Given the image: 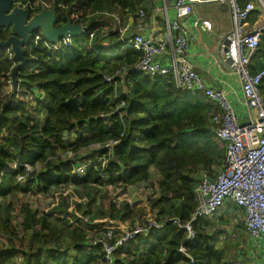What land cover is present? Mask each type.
<instances>
[{
  "label": "trees",
  "instance_id": "16d2710c",
  "mask_svg": "<svg viewBox=\"0 0 264 264\" xmlns=\"http://www.w3.org/2000/svg\"><path fill=\"white\" fill-rule=\"evenodd\" d=\"M237 1L243 7L252 0ZM156 6L157 0H54L58 27L78 16L88 33L60 52L42 41L36 45L34 34L12 101L7 87L17 63L10 49H0V264H108L94 241L113 231L114 242L148 213L135 202L118 203L104 190L144 185L152 189L147 204L153 219L169 224L126 244L113 264L189 262L179 253L186 232L170 221H190L201 175L223 167L226 145L213 123L222 111L204 93L178 89L172 75L130 73L125 92L114 76L138 63L140 54L121 50V42L114 45L118 38L101 22L113 25L104 13L127 20L140 10L151 20ZM259 16L254 13L250 24ZM11 36V28H0V43ZM250 69L254 75L264 69V32ZM111 141L118 144L109 153L102 147ZM98 158H105V166ZM78 162L90 165L83 178L73 174ZM152 168L159 173L156 182ZM31 194L52 202L39 209ZM223 210L200 221L196 238L184 245L195 264H237L222 240L231 227L229 210Z\"/></svg>",
  "mask_w": 264,
  "mask_h": 264
},
{
  "label": "built area",
  "instance_id": "2783aa9c",
  "mask_svg": "<svg viewBox=\"0 0 264 264\" xmlns=\"http://www.w3.org/2000/svg\"><path fill=\"white\" fill-rule=\"evenodd\" d=\"M12 2L14 7L29 10L31 17L43 9L51 10L54 5V0H40L35 4H22L17 0ZM159 2L162 3V22L154 18L148 23L144 10H140L136 16L129 14L127 20H122L116 14H105L114 18L111 34L116 35L117 42L123 44L121 50L130 49L141 57L133 67L121 69L114 77L123 80V77H128L130 73L151 77L172 75L178 89L204 93L222 111L221 115L213 117V123L217 127V137L226 145L223 167L214 175L202 174L200 177L194 197L196 207L190 221L184 223L179 218L170 221L172 226L184 230L187 235L179 253L188 259L187 264H195L196 260L186 251L184 245L196 238V225L200 221L214 217L229 204L244 211L246 231L253 238L257 251L261 253L263 250V260L260 264H264V96L261 93L264 69L256 75L252 74L250 69L264 32V0L249 1L243 7L237 0H157V3ZM206 3H218L230 8L233 27L231 32L221 35V49L218 55L241 81V92L248 109L246 122L241 121L230 100L229 90L211 87L198 74L192 60V45L199 35L196 29L197 18L190 23L186 21L195 15L197 5ZM172 11L173 20L169 16ZM256 11L260 12V16L252 25L249 20ZM79 20L76 16L73 23L86 27L78 24ZM204 22L208 30L212 31V24ZM87 33L86 27L84 34ZM90 37L94 38V33H91ZM74 38L70 35L54 44L38 33L34 42L37 45L42 41L47 49L60 52L70 48ZM114 77L105 78L107 82L118 86L119 80ZM117 144L118 141H111L102 148L111 153ZM104 159L100 162L105 166ZM89 166V163L73 164V174L83 178ZM25 167L29 174L34 171L29 165ZM25 179L21 177L19 181L23 182ZM167 224L169 223L151 220L127 227L122 236L112 243L109 241L114 239V232L108 231L107 238H98L93 244L102 245L107 263L113 264L115 254L126 244L153 230H161Z\"/></svg>",
  "mask_w": 264,
  "mask_h": 264
},
{
  "label": "rangeland",
  "instance_id": "374dc122",
  "mask_svg": "<svg viewBox=\"0 0 264 264\" xmlns=\"http://www.w3.org/2000/svg\"><path fill=\"white\" fill-rule=\"evenodd\" d=\"M159 5V6H158ZM158 6V7H157ZM157 8L153 11L151 20H148V23L151 22L154 18L157 19V21L162 22V14L163 12L161 10L162 3H157ZM170 19H174V13L173 11L169 13ZM199 18L200 19H207L208 21L212 22L214 26L215 31V37L214 41L216 46L221 41V35H225V33H229L232 30L233 27V21L232 16L230 12V8L227 5L222 4H213V3H206L196 6V13L192 17H190L186 22L191 21L192 18ZM104 25L110 26V22L108 20L101 21ZM163 26V25H162ZM41 33V32H40ZM210 50H214V47L209 48ZM127 91V86H125V89ZM7 92H12V85L11 83L7 87ZM232 100L234 102L235 109L240 116L241 121L248 119V112L245 107L242 106L240 102H238L234 97H232ZM242 113H245L242 115ZM74 137V135H69L68 137ZM92 151L95 152V148L93 147ZM89 152H86V154L82 155V157L87 156ZM68 157V156H67ZM82 162V161H80ZM78 162V163H80ZM83 164V163H80ZM151 177L154 182L158 181L159 179V173L155 168L151 169ZM105 192H110V194L116 199L118 203H122L123 201H128L129 203L136 205L138 208H142L145 211H147V219L145 221H141L138 224L146 223L153 219V215L150 212V208L147 204V199L152 195V189L150 186H142L140 188H131L129 187H121L118 189H114L113 187L106 188L104 190ZM31 203L34 202L35 205H37L39 209H43L49 205V203L52 202L49 197H44L41 195H30ZM227 210H229L230 213V228H228L226 231L228 232L229 236L226 234L223 236L222 240L227 243L225 246L228 247V251L230 252V257L235 260L237 264H260L263 260V250L260 252L257 251L255 247V243L253 238L248 234L246 231L245 224L242 227H245V229L238 228V225L241 226V221L245 222V218L240 214L238 218L233 216L234 213H236V207L234 205H229L227 207ZM152 218V219H151ZM137 225V224H136ZM134 225V226H136ZM134 226H128V227H134Z\"/></svg>",
  "mask_w": 264,
  "mask_h": 264
},
{
  "label": "water",
  "instance_id": "95a60500",
  "mask_svg": "<svg viewBox=\"0 0 264 264\" xmlns=\"http://www.w3.org/2000/svg\"><path fill=\"white\" fill-rule=\"evenodd\" d=\"M0 28H11L13 31V36L0 43V49H10L12 51L14 60L17 63L11 73L12 93L10 101L18 96L19 71L29 63L27 48L31 45L34 34L41 32L48 42L55 44L70 35L73 37L83 36L86 30V27L82 25H75L71 19H68L66 25L58 27L56 9H43L40 13L31 17L29 10L14 7L12 0H0ZM196 29L200 34V41L207 48L215 45V33L209 31L204 20L199 17ZM220 49L221 46L218 47L219 51Z\"/></svg>",
  "mask_w": 264,
  "mask_h": 264
},
{
  "label": "crops",
  "instance_id": "0c3cea01",
  "mask_svg": "<svg viewBox=\"0 0 264 264\" xmlns=\"http://www.w3.org/2000/svg\"><path fill=\"white\" fill-rule=\"evenodd\" d=\"M194 19L195 18H192L191 21H193ZM204 20L208 21L207 19ZM212 27V31L215 33L213 24ZM199 35L192 45L193 47L191 51V57L196 66V71L207 81V83L211 87L219 89L223 88L226 91L229 90L230 100L232 101L233 105L234 102L232 100V97H234V99L240 102L242 106L247 109L246 101L241 92V81L239 77L233 72V70H231L227 65L223 63V61L220 59V56L218 55V47L220 46V43L217 46L216 44L213 46L214 50H210L200 41ZM243 114L245 113H242V115ZM246 121V119L243 120V122ZM228 206L229 204L227 205V207ZM226 208L223 211L227 210ZM230 213L231 212L229 211V217ZM241 213L244 216V211L237 208L236 213H234L233 216L238 218ZM244 224L245 222H242V225Z\"/></svg>",
  "mask_w": 264,
  "mask_h": 264
},
{
  "label": "clouds",
  "instance_id": "9594fccd",
  "mask_svg": "<svg viewBox=\"0 0 264 264\" xmlns=\"http://www.w3.org/2000/svg\"><path fill=\"white\" fill-rule=\"evenodd\" d=\"M252 1H255V0H252ZM239 4V3H238ZM257 12V11H256ZM255 12V13H256ZM104 14H106V13H104ZM108 14V13H107ZM108 17H110V16H108ZM199 17V16H198ZM198 19V18H197ZM204 20V19H203ZM205 21V20H204ZM208 22H210V21H208ZM211 23V22H210ZM107 28L108 29H110V28H112L111 29V31L113 30V25H110V26H107ZM211 32H213V31H211ZM38 33H40V32H38ZM214 33V32H213ZM109 35H111V32H110V34ZM34 36V35H33ZM200 38V37H199ZM111 39V38H110ZM33 40V39H32ZM113 43H114V45H116V42H117V40L116 41H112ZM118 43V42H117ZM121 47H123V44H121ZM124 82H125V77H123V80H122V83L121 84H123L124 85V88H125V84H124ZM120 83H119V85H121ZM129 90H128V87H127V91L125 90V92H128ZM98 161H100V159L98 158ZM84 164V163H83ZM86 164V163H85ZM79 165V164H78ZM82 165V164H81ZM79 177V176H78ZM104 179H106V178H104Z\"/></svg>",
  "mask_w": 264,
  "mask_h": 264
}]
</instances>
